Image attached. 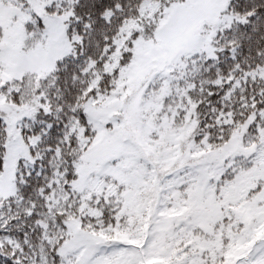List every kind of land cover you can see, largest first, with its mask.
Instances as JSON below:
<instances>
[{"label": "snow or ice", "instance_id": "obj_1", "mask_svg": "<svg viewBox=\"0 0 264 264\" xmlns=\"http://www.w3.org/2000/svg\"><path fill=\"white\" fill-rule=\"evenodd\" d=\"M0 264H264V0H0Z\"/></svg>", "mask_w": 264, "mask_h": 264}]
</instances>
